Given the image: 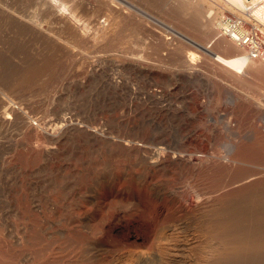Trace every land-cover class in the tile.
Returning a JSON list of instances; mask_svg holds the SVG:
<instances>
[{
  "label": "rangeland",
  "instance_id": "1",
  "mask_svg": "<svg viewBox=\"0 0 264 264\" xmlns=\"http://www.w3.org/2000/svg\"><path fill=\"white\" fill-rule=\"evenodd\" d=\"M67 2L68 11L72 7L74 14L65 10L61 14L82 29V34L75 38L62 33L68 43H62L65 55L50 85H19L16 89L23 92L18 93L14 86L21 79H28L31 73L44 75L34 66L48 52L26 25L32 10L29 2L0 0V101L4 102L0 105V264H264V83L260 89L252 85L251 90L233 77L222 78L211 66L214 94L220 100L225 93L234 99L231 117L243 135L231 160L200 166L171 165L165 174H150V184L160 180L161 186L129 187L130 195L124 197L113 194V188L97 191L94 170L83 169L82 156H73L67 162L61 156L48 157L44 138L31 129L28 116L14 109L21 105L30 116L45 112L51 95L66 77L77 79L82 74L84 67L76 60L74 50L123 52L127 58L121 62L126 67L132 56L153 55L160 62L169 61L188 70L191 65L183 54L174 60L165 49L168 35L161 38L158 26L164 23L167 32L175 30L181 36L178 45L184 40L188 43L187 38L196 40L199 45L190 48L199 54L206 52L201 46L218 50L215 39L210 40L215 33L221 34L224 20L237 13L227 10L223 2L216 4L221 28L205 39L169 17L171 0H98L94 6L87 0ZM55 15L39 17L44 21L43 30L56 29L52 25L57 22ZM104 17L110 22L100 23L105 27L99 28L96 22ZM124 23L138 30L139 45L151 44L153 54L121 43L116 33ZM263 30L264 26L252 30L261 45ZM155 77L172 79L162 73ZM30 89L42 95L31 96ZM244 92L253 93L257 101ZM75 100L85 104L89 96L84 93ZM179 103L181 106H175L185 112V102ZM198 146L206 148L202 141ZM241 237L257 244L239 251L230 246L227 253H219L225 248L223 238L241 242ZM103 246L110 251H103ZM114 254L122 259L115 260Z\"/></svg>",
  "mask_w": 264,
  "mask_h": 264
},
{
  "label": "built area",
  "instance_id": "2",
  "mask_svg": "<svg viewBox=\"0 0 264 264\" xmlns=\"http://www.w3.org/2000/svg\"><path fill=\"white\" fill-rule=\"evenodd\" d=\"M87 1L94 6L98 0ZM109 22L104 17L96 23ZM163 25L157 31L161 38H179L175 30L167 32ZM254 28H258L257 21L246 22L234 15L224 20L221 34L235 35L246 29L245 46L250 55L264 58V45L254 36ZM74 56L84 67L82 74L77 79L66 77L51 95L45 112L30 116L21 105L14 109L28 116L31 129L44 138L48 157L61 156L67 162L82 156L83 169L94 170L97 191L113 188V194L124 197L133 186H161L160 180L150 184V174H165L171 165L231 160L243 135L231 117L234 99L225 93L220 100L214 94L213 69L207 57L199 56L193 67L183 71L153 55L132 56L127 59L128 67L121 62L127 57L119 51L83 48L74 50ZM156 73L172 79L164 81ZM84 93L89 100L76 102L75 97ZM180 100L185 102V112L175 106H181ZM199 141L206 144L205 150L198 146Z\"/></svg>",
  "mask_w": 264,
  "mask_h": 264
},
{
  "label": "bare ground",
  "instance_id": "3",
  "mask_svg": "<svg viewBox=\"0 0 264 264\" xmlns=\"http://www.w3.org/2000/svg\"><path fill=\"white\" fill-rule=\"evenodd\" d=\"M27 1L31 5L32 10L26 25L29 28V31L31 32L35 41L40 42L43 46H45V51H47L48 53L39 62L36 61L35 66L33 65L34 67H36L35 71H37V69L39 71L40 68V70L44 72V75H39V73L38 74L31 73V76H29L28 79L26 78H24L23 80L21 79L20 83L15 84L14 86L15 89L16 86L19 87V85L20 88L22 86L29 88H37V87L42 88L50 85V83H52V81L57 76L60 63H62L61 59L65 55L64 44H62L64 42L61 36L62 33L66 34L67 36L68 35L73 36L75 38L78 36V34L79 35L80 33L82 34V29L80 30L76 25H74V22H72V20H70V18L66 14H61L62 11L63 13L66 11L69 14H74L73 13L74 9L71 7L72 11H68L69 8L67 9L66 6L69 5L66 4V2L70 0H27ZM171 2L172 5H171V10L169 12V17L175 18L178 24L183 25L188 29H191L196 36L201 38L209 37L210 34L221 28L220 25L221 22L218 20L220 9H218L215 6L216 4L221 2L225 3L227 10L233 13H237V16L244 19V21L246 22L257 21L258 28L264 26V0H171ZM213 9H217V10L213 11ZM51 13L56 14L55 18L57 19L56 20L57 22L52 23L53 27L56 29L54 31L49 28L43 30L42 23L44 21L40 22L41 19H39V17L40 18L43 16L47 17V15ZM58 22L60 24H57ZM61 23L64 24L61 25ZM120 26L121 28L118 27L116 34L118 35L119 40L123 45L131 49H137L139 51L145 49L142 52L153 54L151 52H154L155 49L153 50V48L150 47L151 44L147 47H142L139 45L138 40L140 39L139 38L140 34H138L137 29L134 30L133 28H131L133 27L132 25H127L125 23ZM98 27L102 28L105 26L98 25ZM215 34L216 35L213 36L214 38H212L210 41H213V39H215L214 44L217 45L218 50L213 51L208 49V47L206 46H201L202 48L205 49L206 52L200 51V53L209 54V56L205 54L204 57H207L211 66L214 69L218 70L219 74H221L220 75L221 77L222 75L223 77L226 76V78L233 77L237 80L238 83L247 85L251 90H252V85L254 86L255 89H260V85L264 83V58L256 59L252 55H250V52L245 46L246 42L248 41L247 30L246 29L245 30L242 29L241 31L238 30V33H235V35H232V33H230V35L228 34L225 35L220 33H215ZM83 35H85L84 30H83ZM237 37H239V39ZM164 40L166 41L165 44L168 45L165 49L169 51L168 53L173 54L174 60H177L178 55L183 54L184 58L186 59L185 60L186 63L190 64L191 65L190 67H193L194 62L199 57L197 52L191 50L193 46L197 47V45H199V43L196 40L187 38L186 39L188 41L187 43L183 39L184 42L181 41L179 45L178 42L176 43V41L179 40H176L175 38L165 37ZM66 42L67 41H65L64 43ZM183 43L186 44L183 45ZM188 44H189V48H187ZM168 53H164V54L166 55ZM170 58H171V54L169 59ZM16 92L20 93L23 91L20 89L19 90L16 89ZM30 93H31L30 95L34 97H40L42 95L37 91L34 92L33 89L32 90L30 89ZM245 94L248 98L254 99L256 101L258 99V97H256L253 93L249 94V92L248 93L246 92ZM9 99H11L10 102L13 101L12 98H8V100ZM2 104H4V102L0 101V105ZM7 110L8 109H6L4 112L5 116L7 115ZM8 117L9 116L7 115L6 118ZM217 146L219 145L217 144ZM216 230L214 231L215 237L218 236ZM222 237L223 236L220 235V238ZM241 239H242L241 242H238V239H236L235 241H231L223 238L225 248L223 251H220L219 253L220 254L227 253L230 246H232L233 251H239L242 247H247L251 249L253 245L257 244L256 240L246 241L242 237ZM230 243H233V245H231ZM103 247H104L103 251L104 250L106 252L110 251V249L107 248L106 246ZM114 258L115 260L122 259L120 256H117L116 254H114Z\"/></svg>",
  "mask_w": 264,
  "mask_h": 264
}]
</instances>
